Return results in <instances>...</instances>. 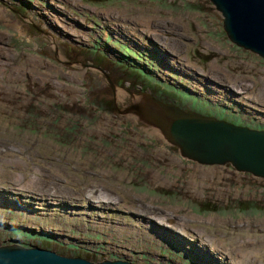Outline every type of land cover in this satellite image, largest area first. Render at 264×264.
Returning <instances> with one entry per match:
<instances>
[{"label": "rangeland", "instance_id": "rangeland-1", "mask_svg": "<svg viewBox=\"0 0 264 264\" xmlns=\"http://www.w3.org/2000/svg\"><path fill=\"white\" fill-rule=\"evenodd\" d=\"M0 13V162H24L0 174V245L24 233L92 260L235 264L224 248L242 242L264 264V178L183 159L125 113L140 85L111 68L122 61L149 87L168 85L183 109L263 129L264 58L228 39L209 0H0ZM92 64L119 84L116 109L97 108L114 95ZM101 185L120 203L90 202ZM170 215L184 237L159 224ZM195 229L223 247L200 243Z\"/></svg>", "mask_w": 264, "mask_h": 264}, {"label": "water", "instance_id": "water-1", "mask_svg": "<svg viewBox=\"0 0 264 264\" xmlns=\"http://www.w3.org/2000/svg\"><path fill=\"white\" fill-rule=\"evenodd\" d=\"M209 1L221 14L223 30L228 39L264 58V0ZM104 76L116 104L118 86L108 75ZM128 95L130 100L124 105L125 113L146 126L150 134L159 136L166 145L175 147L183 159L201 165L230 164L237 171L264 178V128H253L196 110L183 109L157 98L149 90L138 93L129 91ZM54 214L53 210L51 215ZM35 220L40 224L47 222L43 217ZM0 264L135 263L125 258L92 260L80 255L60 254L37 244L25 246L7 243L0 245Z\"/></svg>", "mask_w": 264, "mask_h": 264}, {"label": "bare ground", "instance_id": "bare-ground-1", "mask_svg": "<svg viewBox=\"0 0 264 264\" xmlns=\"http://www.w3.org/2000/svg\"><path fill=\"white\" fill-rule=\"evenodd\" d=\"M37 1V0H36ZM66 1V0H65ZM72 9V8H71ZM13 10V9H12ZM1 14V13H0ZM109 15V14H108ZM107 16V15H106ZM94 18V17H93ZM98 20V19H97ZM102 21V20H101ZM106 21V20H105ZM140 22V21H139ZM148 23L146 24L144 21L142 22L144 25H148L149 24V21H147ZM95 23H97V22H95ZM102 23V22H101ZM141 23V22H140ZM48 26V25H47ZM17 27H19V26H17ZM45 28V27H44ZM47 28V27H46ZM112 28V27H111ZM55 30V29H54ZM2 33V32H1ZM56 34V33H55ZM106 34V33H105ZM2 35H3V33H2ZM105 36V35H104ZM1 37V36H0ZM105 38V37H104ZM59 39V38H58ZM58 45V44H57ZM60 46V45H59ZM91 46V45H90ZM89 46V47H90ZM97 47V46H96ZM94 48V47H93ZM171 61H173V59L171 60ZM176 62H180V61H176ZM179 64V63H178ZM170 66V65H169ZM184 67V69H186V70H188V68L187 67H185V66H183ZM164 70V69H163ZM178 78V77H177ZM197 87V86H196ZM227 87V86H226ZM128 88V87H127ZM121 90V89H120ZM226 90V89H225ZM134 92V91H133ZM138 92V91H137ZM211 94V93H210ZM126 96V95H125ZM199 112V111H198ZM219 118V117H218ZM256 118V117H255ZM224 119H226V118H224ZM233 122H238V123H240L239 121H237V120H232ZM257 128V127H256ZM0 153H1V151H0ZM7 164H17V165H20V164H22V165H24V162L21 160V159H11V160H9V162H7L6 161V159L5 160H2L1 162H0V174H4L5 173V171H4V166L5 165H7ZM78 167V166H77ZM104 176V175H103ZM77 179V178H76ZM14 182V181H13ZM9 184V183H8ZM14 184V183H13ZM16 185V184H15ZM107 192H110V193H112L113 195H115V197H113V196H110V195H108L107 194ZM87 198H90V202H98V203H103V205L104 204H106V205H115L116 203H120V198H119V195H117L116 196V194H114L113 193V191H110L107 187H104L103 185H101L99 188H97V189H91V190H89V192L87 193ZM86 197V196H85ZM118 199V201L116 202L114 199ZM2 200H4L3 198H0V201H2ZM31 200V199H30ZM99 207V206H98ZM46 211V210H45ZM172 218H175L174 216H172V215H170L169 217H165V218H162L161 219V221L159 222V224H163L164 226H167L166 227V230H167V235H169L170 237L171 236H176V237H179V236H182V237H184V235L183 234H180V235H177V232H173L174 231V229H175V231H176V228L174 227V226H176V225H172L171 223H172ZM181 219H183V218H181ZM32 221V220H31ZM182 221V220H181ZM183 222H186V221H183ZM144 223L145 224H147V225H150V222L149 221H144ZM136 224H138V223H136ZM157 224V223H156ZM155 225V224H154ZM178 225V224H177ZM156 226V225H155ZM146 227V226H145ZM178 227V226H177ZM149 228V227H148ZM151 228V227H150ZM155 230H161V229H165V227L163 228V227H160V228H154ZM181 229L183 230V231H185V228L183 227V226H181ZM194 235L193 236H196V239L200 242V243H202V242H204V243H206L209 247L210 246H212V245H217V247L218 246H221V247H223L222 246V242H221V235L220 236H216V235H213V234H211L213 237H211V236H206V235H204L201 231H199V230H197V229H195V230H193V231H191ZM209 233V232H208ZM165 234V233H164ZM219 235V234H218ZM167 238V237H166ZM170 240V239H169ZM182 240V239H181ZM240 243H242V242H240ZM240 243H237V246L236 247H232V246H230V247H228V248H224V249H226L227 251H228V254L231 256V258L234 260V263L235 264H256V263H254L253 261H254V259H253V257H252V254H251V256H250V253H252V252H259V250L258 249H255V247H252L251 246V248H253L252 250H250L248 247H246L245 248V244L246 245H248V243H242V244H240ZM203 244V243H202ZM215 245V246H216ZM264 245V244H263ZM213 248V247H212ZM199 249V248H198ZM207 249V248H206ZM217 249V248H216ZM216 251V250H215ZM219 252H221V251H219ZM210 253V252H209ZM224 253H226L225 251H224ZM254 254V253H253ZM260 254V253H259ZM210 259V258H209ZM229 262H231V261H229ZM227 264V263H226ZM230 264V263H229Z\"/></svg>", "mask_w": 264, "mask_h": 264}, {"label": "trees", "instance_id": "trees-1", "mask_svg": "<svg viewBox=\"0 0 264 264\" xmlns=\"http://www.w3.org/2000/svg\"><path fill=\"white\" fill-rule=\"evenodd\" d=\"M44 4L46 5V3L44 2ZM106 41V43H108V44H113L114 46H116L117 48H118V51L122 54V57H124V55H127L128 56V54H129V56H130V54H133V50L131 49V48H128L127 46H125V45H117V44H115L112 40H108V39H106L105 40ZM96 44H91V46L90 47H88L87 48V51L88 52H90L92 55H94V59L95 60H97V61H100L101 63H102V61H103V59L102 58H99L98 56H97V53H98V51L96 50ZM121 46H123V48L124 49H122L121 48ZM94 47V48H93ZM127 49V50H126ZM124 54V55H123ZM101 55L102 56H104L103 55V53H101ZM136 58V57H135ZM101 59V60H100ZM137 59V58H136ZM115 64L118 66L117 68L115 67V66H113V67H111L113 70H115V71H117V72H119V73H122V74H126V75H128V77H130V81H131V79H135L136 80V82H138V83H135V87L136 86H138V85H140V87H139V91H141V90H147L148 88L150 89V91H151V93L152 94H154V96H156L157 98H159V99H161V100H163V101H167V102H170V103H173L174 102V104H176V105H180V107H183L184 106V102L182 101L183 99H179L176 95H174V93L171 91V89H170V87L168 86V85H166L165 87H149L148 86V81L146 80V78L144 77V72L143 71H141V70H136V69H131V67L130 66H128V65H125V64H123L122 63V61H116L115 62ZM133 64V62H131V65ZM92 66L93 67H95V68H99V67H101V66H99V65H97V64H92ZM123 67V68H122ZM102 68V67H101ZM109 78H110V80L113 82V84H115V85H119V84H116V82H115V80L112 78V77H110V75H109ZM157 89V90H154V89ZM128 89H130V88H128ZM131 90V89H130ZM152 90H153V92H152ZM138 91V92H139ZM168 96H169V98L171 99V100H168ZM175 96V97H174ZM95 104H96V106H97V108H100V109H102V110H107L108 108H109V105H111L112 106V109H116V106H115V104H114V102L113 101H105V100H101V101H99V102H96L95 101ZM208 115H211V114H209V113H207ZM171 148H175V147H172V146H170ZM21 237H23L22 239H21V243L23 244V245H25V246H28V245H32V244H37V245H41V246H43V242L44 241H42L40 238H39V236H37L36 238H30V237H28V236H26L24 233H23V235H21ZM26 238H29L30 239V241L29 242H26L27 241V239ZM73 255H80L81 253H79V252H76V253H72ZM80 256H83V257H86V258H88L89 257V255L88 254H84V255H80Z\"/></svg>", "mask_w": 264, "mask_h": 264}]
</instances>
